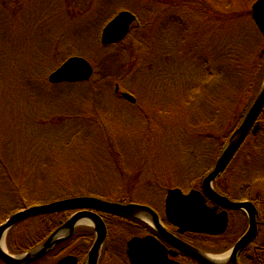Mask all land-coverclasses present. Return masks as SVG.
I'll return each mask as SVG.
<instances>
[{"label": "rangeland", "instance_id": "obj_1", "mask_svg": "<svg viewBox=\"0 0 264 264\" xmlns=\"http://www.w3.org/2000/svg\"><path fill=\"white\" fill-rule=\"evenodd\" d=\"M184 1L0 0V223L21 207L22 199L36 205L50 196L85 189L104 196L132 195L162 214V203L148 196L161 187L156 179L170 177L173 186L188 192L211 170L219 148L211 136L222 129L225 115L220 117L223 113L214 104L216 62L203 64L200 82L186 71L192 65L185 58L193 53L195 25L205 23L194 20L195 8L178 3ZM204 1L230 11L247 2L251 7L255 0ZM123 10L136 14L142 25L132 27L130 49L105 50L100 47L105 21ZM253 25L252 30L249 24L239 28L237 39L245 49L256 43L259 51L264 38ZM213 32L202 46L209 58H214ZM74 55L94 63L93 77L76 85H49L50 73ZM129 62L134 68L125 73L123 65ZM111 77L122 79L121 86L136 97L135 104L117 97L114 85L107 83ZM96 107L100 116L92 118ZM102 129L112 137L125 169L118 170ZM247 148L221 186L235 199H249L258 192L264 202V132ZM133 170L138 178L125 189L122 178ZM232 217L231 223L240 218ZM26 225L32 226L24 224L19 232ZM89 225L79 223L78 228ZM131 237L125 233L124 243ZM262 244L264 230L242 253L239 264H258L253 250Z\"/></svg>", "mask_w": 264, "mask_h": 264}, {"label": "water", "instance_id": "obj_2", "mask_svg": "<svg viewBox=\"0 0 264 264\" xmlns=\"http://www.w3.org/2000/svg\"><path fill=\"white\" fill-rule=\"evenodd\" d=\"M252 18L259 31L264 36V0H256L252 6ZM136 16L129 11L117 14L103 29L102 42L112 44L125 38ZM93 74V67L82 57H72L65 61L50 76L51 83L80 82L88 80ZM119 90V87H117ZM123 97L135 102V97L129 93H123ZM264 107V83L253 105L246 114L241 125L231 137L225 150L219 157L215 167L202 182V191L191 190L184 193L175 188L168 191L166 198V216L168 220L179 228L180 233L194 232L209 235L223 234L228 227V210L242 209L249 219L247 232L239 239L230 251L227 263H219L208 253L198 250L185 242L177 239L167 232L160 224L157 213L147 206L136 204H122L109 202L96 197L79 196L57 200L48 204L25 208L13 214L8 220L0 225V259L7 264H27L39 259L49 252L57 243L69 238L75 226L83 219H89L96 231V240L90 251L88 264H97L101 248L107 236V228L104 220L95 211L85 209L73 214L60 228H58L41 246L21 256H12L2 247V241L7 231L18 222L43 213L57 212L69 209L92 208L112 213L136 217L138 213L148 214L153 226L158 232L180 251L186 253L201 264H237L242 250L249 245L258 232V211L256 206L249 201L234 202L228 197L219 194L214 186V181L225 171L234 154L253 128L259 114ZM259 125L256 124L253 132H257ZM216 205L210 207L207 199ZM224 210L218 212L219 208ZM128 255L132 264H179L168 258L166 247L155 237H135L128 242ZM76 258L66 257L58 264H75Z\"/></svg>", "mask_w": 264, "mask_h": 264}, {"label": "trees", "instance_id": "obj_3", "mask_svg": "<svg viewBox=\"0 0 264 264\" xmlns=\"http://www.w3.org/2000/svg\"><path fill=\"white\" fill-rule=\"evenodd\" d=\"M166 3L171 5V4H175L176 2L174 3L166 2ZM178 3L179 4L182 3L184 4V6L195 8L197 14H195L194 20L196 18H199L201 21H203V23H205L203 27H199L197 24L195 25L194 36L196 41L194 42L192 50H190L193 51V53L190 54L188 53V55L185 58L187 60V63H192V65L186 71L191 72L192 75H196L197 77L194 76V79L200 82L201 81L200 71L202 70L203 64L204 63L209 64L211 60H214L216 62V76L218 77L217 79L218 81L216 82L217 84L215 87L216 97L214 100V104L216 105V109L222 111L223 113L222 115H220V117L225 115V120L222 123V129L217 131L216 134L213 133V135L211 136L213 139L215 138V141L217 142V145L219 147L218 152L215 156V160L213 162L214 165L217 158L225 148L232 132L235 130L236 127H238V125L244 118L246 112L248 111L249 107L254 101L262 85V82L264 80V47L259 48L258 51L255 48L256 43L254 44L252 43L251 45H249V47L247 46L245 49L244 45L239 40L240 37L237 39L238 37L237 32L239 28L241 29L243 26L245 25L248 26L249 24V27L252 30V24H254V21L252 20L251 17V7L249 2H247L246 5H244L239 9H233L230 11H225L220 8H215V5H210L204 0L202 1L185 0L184 2H178ZM178 3L177 5H179ZM68 8L69 11L73 13V15L77 14L76 10H74L73 7L68 6ZM109 20L110 19H106V21L105 20L104 21L108 22ZM102 21L103 19H99L98 22H102ZM140 23H141L140 20H138L135 23L134 27L137 28L138 26H141L142 23L141 25ZM253 26H255V24ZM212 31H214L213 33L215 34H213V43L210 42V45L215 44V50H214V58H212V55L209 58L204 54V50L202 46H205V44L207 43V38L209 35L212 34ZM132 33H133V29L130 35L123 42L116 44L115 46H121L124 47L125 49H130L129 41L132 37ZM226 33L234 35L232 39L227 40V42L225 40L226 37L229 36V34L228 36H226ZM258 34H260L259 31ZM100 47L107 48L102 45ZM193 65L195 66V68L191 69ZM123 66H124L123 68L126 70L125 73L132 72L134 68V65H132V63L130 62L126 64V66L125 65ZM210 70L211 68L209 67V69L207 70V74L208 71L209 74H211ZM159 72L160 71H158V73ZM121 80H122L121 78L111 77L110 82L107 81V83H111V84L122 83ZM197 84L199 85V83ZM195 88L196 87H192V92L194 91ZM95 110L96 111L91 114L92 118L100 116L98 114L99 112H97L98 111L97 107L95 108ZM141 110L143 111L142 108ZM163 112L165 115H168V113H170V111L167 108ZM143 113H145V111ZM148 120H149V116L147 117V122ZM258 121L261 126L259 132H257L256 134L251 133L246 138L241 148L238 150V152L232 159L226 171L215 182L216 189L224 195L231 196V192L228 187L221 186V179L226 180V177L228 179V176L231 174L236 162L248 150L247 147L249 146L250 141L258 139L264 132V109L261 112ZM52 122H58V120H53ZM99 124H101V119L99 121ZM102 126L105 127V125L103 124ZM102 131L106 136V139L111 143L110 149L116 155L117 158V160L115 159L116 163L119 162V165H117L119 166L118 170L125 169L126 165L123 161V158L120 156L119 153H116L115 146L112 144L113 141L112 137L110 136V134L107 133L106 129H102ZM144 135L147 136L148 132ZM119 172L121 174V171ZM130 173H131L130 176L127 178L128 180L126 178H122L123 180L121 179L124 183L125 189H128L131 181H133L132 179L134 178L137 179L138 177L136 176L139 175L138 171L136 170L130 171ZM201 180L198 182L197 185L193 187L200 188ZM154 182L156 184H159V186L161 187L162 184L167 183L166 184L167 186H172L171 183H173L170 177L163 179H156ZM129 191L132 190H128L127 192ZM82 192H86L87 194L86 193L83 194ZM77 195H96L104 199L110 201H117V202H137L133 200L132 195L112 196L107 194V196H104V195H97L91 193L89 190L85 189V191L82 190L81 192H72L70 194H65L64 196H60V197L50 196L48 199L36 203V205L49 203L58 199L73 197ZM249 197L260 207L262 211L264 202L262 200L261 195L258 194L257 192V194H255L254 196L249 195ZM19 205H21V207L18 208L20 210L22 208H27L35 204L29 203L27 200L22 199ZM18 209H13L8 214V217L13 213H15L16 211H18ZM70 214L71 211H60L57 213L36 215L34 217H30L24 220L23 222L19 223L16 227H14V229L9 233L8 235L9 249L13 253H22L26 250L35 247L36 245L41 243L45 238H47L59 226L61 220L66 219ZM104 217L106 219V222L110 226V231H111L109 244L113 243L117 239L119 241V244L123 246L122 252H120L119 250L111 249L112 255L116 253L124 254L123 250L125 244L123 240L125 237V233L126 235L135 234V231L139 230L137 229V225L147 227L143 223L131 217L113 215V214H104ZM240 219L230 224V228L226 234L222 236L214 237L212 241L210 240L212 237L197 235L196 237L193 238L194 242L200 248L204 250H208L210 252L219 253L220 251L227 250L228 248H230V245H228L227 243L231 242V244H233L238 239V237L245 231L246 223H247L246 217L243 215V219L241 220ZM260 220H261L260 229L264 230V212L261 214ZM27 223H31L32 226L29 227V225H26L25 227L26 231L19 232V229L22 228L21 226ZM237 223H238V227L237 229H235L237 231L232 232L231 228ZM115 229H117L118 232L120 231L119 234L115 232ZM82 232L77 231L76 235H80ZM228 238L231 239L228 240ZM204 243H206L208 247L203 246ZM263 254H264V245H262L261 252L257 251V249L254 250V258L259 264H264Z\"/></svg>", "mask_w": 264, "mask_h": 264}, {"label": "flooded vegetation", "instance_id": "obj_4", "mask_svg": "<svg viewBox=\"0 0 264 264\" xmlns=\"http://www.w3.org/2000/svg\"><path fill=\"white\" fill-rule=\"evenodd\" d=\"M163 222V221H162ZM164 227L171 232L173 235L178 237L179 239L184 238V236L181 234H178V229H176L174 226L168 224L167 222H163ZM140 225H137V231H135V236H146V235H152L157 237L170 251L168 253V256L170 259L182 262L189 260L188 257H186L184 254L181 253L174 245L168 243L163 239V237L158 234L157 232L153 231L150 228H144L142 226L138 227ZM83 231V232H82ZM80 235H73L70 238H67L64 242L59 243L55 246L53 250H51L47 255L41 257L38 260H35L29 264H57L61 259L64 257H74L76 258L75 264H85L88 259L89 252L94 244L95 240V234L92 230L89 229H82ZM137 232V233H136ZM185 239V238H184ZM112 242V241H111ZM111 249L113 250H119L122 252L123 246L119 244V241L116 239L113 243L109 244V246H105L104 250L102 252L101 258L99 260V264H126V252L124 249V254L122 253H116L112 255ZM104 260V262H103ZM1 263V262H0Z\"/></svg>", "mask_w": 264, "mask_h": 264}, {"label": "bare ground", "instance_id": "obj_5", "mask_svg": "<svg viewBox=\"0 0 264 264\" xmlns=\"http://www.w3.org/2000/svg\"><path fill=\"white\" fill-rule=\"evenodd\" d=\"M76 56L77 55L71 56V57L67 58V60L70 59V58H72V57H76ZM137 217H140V218H142V219H144V220L152 223V220H151V218H150V216L148 214L138 213L137 214ZM81 223H89V221L88 220H81ZM227 257H228L227 255L224 256V257H217V258H215V261H217L219 263H224L226 261Z\"/></svg>", "mask_w": 264, "mask_h": 264}]
</instances>
